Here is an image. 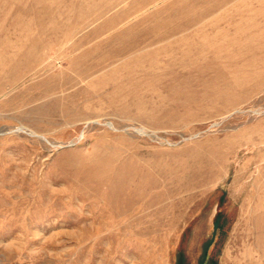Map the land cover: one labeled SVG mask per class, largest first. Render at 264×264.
Here are the masks:
<instances>
[{"label": "rangeland", "instance_id": "1", "mask_svg": "<svg viewBox=\"0 0 264 264\" xmlns=\"http://www.w3.org/2000/svg\"><path fill=\"white\" fill-rule=\"evenodd\" d=\"M264 264V0H0V264Z\"/></svg>", "mask_w": 264, "mask_h": 264}, {"label": "trees", "instance_id": "2", "mask_svg": "<svg viewBox=\"0 0 264 264\" xmlns=\"http://www.w3.org/2000/svg\"><path fill=\"white\" fill-rule=\"evenodd\" d=\"M212 264H217V262L216 261H212Z\"/></svg>", "mask_w": 264, "mask_h": 264}]
</instances>
